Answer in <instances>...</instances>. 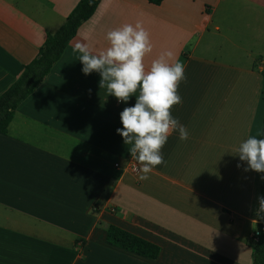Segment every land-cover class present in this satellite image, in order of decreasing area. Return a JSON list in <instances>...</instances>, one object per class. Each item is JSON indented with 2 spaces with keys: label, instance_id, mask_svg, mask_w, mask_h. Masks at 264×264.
Here are the masks:
<instances>
[{
  "label": "crops",
  "instance_id": "crops-1",
  "mask_svg": "<svg viewBox=\"0 0 264 264\" xmlns=\"http://www.w3.org/2000/svg\"><path fill=\"white\" fill-rule=\"evenodd\" d=\"M79 1L0 0V95ZM137 23L153 46L145 66L170 52L186 76L171 115L188 138L173 132L143 181L116 131L136 96L118 102L73 51H103L108 31ZM263 66L264 0H101L0 133V264H253L264 173L236 150L263 132ZM109 225L158 258L109 244Z\"/></svg>",
  "mask_w": 264,
  "mask_h": 264
},
{
  "label": "clouds",
  "instance_id": "clouds-1",
  "mask_svg": "<svg viewBox=\"0 0 264 264\" xmlns=\"http://www.w3.org/2000/svg\"><path fill=\"white\" fill-rule=\"evenodd\" d=\"M106 39L109 46L103 51L93 52L86 43L76 44L73 51L80 54L83 74L99 73L100 89L106 88L118 102L126 104L136 96L134 106L120 113L123 127L116 131L128 146L131 159L137 161L139 179L147 180L149 173L164 163L161 150L169 136L178 130L181 140L188 138L186 127L171 115L173 106L182 103L178 88L186 80L185 66L179 60L170 62L172 53L166 52L146 67L144 59L153 46L149 32L140 23L110 30ZM259 137H264V132L248 137L236 151L240 161L247 163L246 170L264 173V138ZM257 202L252 224L264 219V196H258Z\"/></svg>",
  "mask_w": 264,
  "mask_h": 264
},
{
  "label": "trees",
  "instance_id": "trees-1",
  "mask_svg": "<svg viewBox=\"0 0 264 264\" xmlns=\"http://www.w3.org/2000/svg\"><path fill=\"white\" fill-rule=\"evenodd\" d=\"M163 1L148 0L154 5H160ZM100 2L101 0H80L60 29L47 37L37 57L25 66L20 77L0 95V133L7 134L19 105L46 80L70 41L76 36L80 26L94 15ZM261 74L263 87L260 103L264 109V69ZM260 196H264V181L261 185ZM106 230L107 242L113 246L150 259L158 258L160 254L159 246L120 227L109 225ZM248 244L253 248V264H264V219L258 221L256 237L254 240L250 239Z\"/></svg>",
  "mask_w": 264,
  "mask_h": 264
},
{
  "label": "rangeland",
  "instance_id": "rangeland-1",
  "mask_svg": "<svg viewBox=\"0 0 264 264\" xmlns=\"http://www.w3.org/2000/svg\"><path fill=\"white\" fill-rule=\"evenodd\" d=\"M264 118V109L262 108V120Z\"/></svg>",
  "mask_w": 264,
  "mask_h": 264
},
{
  "label": "built area",
  "instance_id": "built-area-1",
  "mask_svg": "<svg viewBox=\"0 0 264 264\" xmlns=\"http://www.w3.org/2000/svg\"><path fill=\"white\" fill-rule=\"evenodd\" d=\"M255 237H256V235H255Z\"/></svg>",
  "mask_w": 264,
  "mask_h": 264
},
{
  "label": "water",
  "instance_id": "water-1",
  "mask_svg": "<svg viewBox=\"0 0 264 264\" xmlns=\"http://www.w3.org/2000/svg\"><path fill=\"white\" fill-rule=\"evenodd\" d=\"M264 67V66H263Z\"/></svg>",
  "mask_w": 264,
  "mask_h": 264
}]
</instances>
